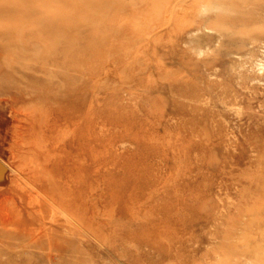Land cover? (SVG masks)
<instances>
[{"label": "rangeland", "instance_id": "1", "mask_svg": "<svg viewBox=\"0 0 264 264\" xmlns=\"http://www.w3.org/2000/svg\"><path fill=\"white\" fill-rule=\"evenodd\" d=\"M96 3L0 16V264H255L264 0Z\"/></svg>", "mask_w": 264, "mask_h": 264}, {"label": "bare ground", "instance_id": "2", "mask_svg": "<svg viewBox=\"0 0 264 264\" xmlns=\"http://www.w3.org/2000/svg\"><path fill=\"white\" fill-rule=\"evenodd\" d=\"M40 1L41 0H0V16L4 15L10 18L16 17L18 15L33 16L32 20L25 21L17 30L22 29L27 31V29H30L36 35L42 34L43 32L46 34H56L57 37L52 45V49L54 50L55 53L62 52V49L60 48H64L67 46L66 42L61 43L60 39L63 38L65 35H67V33L72 34V32H75L76 24L74 20L75 18H77L81 6L87 8L90 11L99 10L98 7L96 6L97 0H56V2L53 1V3L50 4L49 6H44V8H41ZM100 9H101L100 11H105L106 7H102ZM35 16H41V18L37 20L36 19L37 17ZM84 17L88 19L87 15ZM30 24L33 25V27H31ZM72 45L73 44L71 45L68 44V46H72ZM263 188L260 191L264 195ZM252 246L253 245H251V248ZM253 252L254 253H251L252 262H254L255 264H264V253L260 254L262 250L259 251V253L257 251L256 252L253 251Z\"/></svg>", "mask_w": 264, "mask_h": 264}]
</instances>
